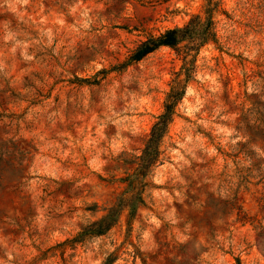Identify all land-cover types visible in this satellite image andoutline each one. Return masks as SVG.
I'll use <instances>...</instances> for the list:
<instances>
[{
  "label": "rangeland",
  "instance_id": "374dc122",
  "mask_svg": "<svg viewBox=\"0 0 264 264\" xmlns=\"http://www.w3.org/2000/svg\"><path fill=\"white\" fill-rule=\"evenodd\" d=\"M207 10L216 41L128 65ZM181 71L145 206L86 234ZM0 264H264V0H0Z\"/></svg>",
  "mask_w": 264,
  "mask_h": 264
},
{
  "label": "trees",
  "instance_id": "16d2710c",
  "mask_svg": "<svg viewBox=\"0 0 264 264\" xmlns=\"http://www.w3.org/2000/svg\"><path fill=\"white\" fill-rule=\"evenodd\" d=\"M206 14L205 19L197 16L183 28L168 30L157 38H149L134 52L128 65L141 62L161 48L175 50L183 43H191L193 48L198 50L209 42L216 41L211 12L207 10ZM174 76L164 103L163 113L153 125L141 156L133 163L131 174L124 180L127 183L125 192L120 196L115 207L109 211V214L91 225L85 231L86 234L105 235L117 225L124 212L128 213V223L130 224L136 219L140 207L145 206L144 194L150 187L149 180L161 163L164 142L170 133L178 107L185 97L187 86L191 80L186 71L176 73Z\"/></svg>",
  "mask_w": 264,
  "mask_h": 264
}]
</instances>
